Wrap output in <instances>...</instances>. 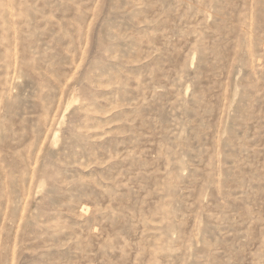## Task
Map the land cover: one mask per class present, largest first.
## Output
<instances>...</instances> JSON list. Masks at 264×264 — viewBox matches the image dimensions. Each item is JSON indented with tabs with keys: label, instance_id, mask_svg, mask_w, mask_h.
Here are the masks:
<instances>
[{
	"label": "rangeland",
	"instance_id": "374dc122",
	"mask_svg": "<svg viewBox=\"0 0 264 264\" xmlns=\"http://www.w3.org/2000/svg\"><path fill=\"white\" fill-rule=\"evenodd\" d=\"M0 264H264V0H0Z\"/></svg>",
	"mask_w": 264,
	"mask_h": 264
}]
</instances>
